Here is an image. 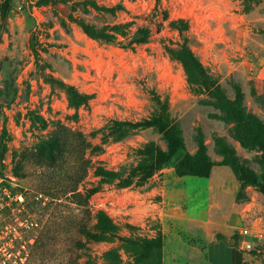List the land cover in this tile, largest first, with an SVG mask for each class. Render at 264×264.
Instances as JSON below:
<instances>
[{
    "label": "rangeland",
    "instance_id": "374dc122",
    "mask_svg": "<svg viewBox=\"0 0 264 264\" xmlns=\"http://www.w3.org/2000/svg\"><path fill=\"white\" fill-rule=\"evenodd\" d=\"M64 1L0 0V174L27 188L37 221L36 232H23V264H214L206 248L215 242L236 264H264V195L240 179L253 174L264 183V146L252 126L264 129V0ZM116 25L131 33L142 27L149 37L129 47L105 41L106 26ZM184 43L231 101L240 89L233 112H222L201 78L189 77L171 55ZM157 98L183 141L171 155L155 128L133 125L158 110ZM200 141L208 177L182 175L179 160ZM148 144L165 153L158 170L149 167ZM71 161L73 173L83 174L76 187L90 211L78 221L96 233L101 211L117 226L101 241L66 220ZM99 169L129 174L130 183L103 182ZM145 171L152 175L137 185ZM47 176L62 186L56 199L43 186ZM116 236L159 238L160 247L132 256L137 249Z\"/></svg>",
    "mask_w": 264,
    "mask_h": 264
},
{
    "label": "trees",
    "instance_id": "16d2710c",
    "mask_svg": "<svg viewBox=\"0 0 264 264\" xmlns=\"http://www.w3.org/2000/svg\"><path fill=\"white\" fill-rule=\"evenodd\" d=\"M52 5H56L58 3H65L64 0H51ZM7 3V2H6ZM81 2H73L71 7L80 5ZM114 11V8H107L105 10L106 13H111ZM74 21L78 22V25L85 31L90 33L91 35H95L94 30L91 27H88L82 20L78 18H73ZM108 28V33L104 35V40L108 42H112L121 47H129L133 43H142L146 42L148 39V31L142 27L136 28L134 32L126 31L125 29H121V26H106ZM177 29L180 32L187 31V25L183 20L177 21ZM121 37L125 38L124 40ZM171 55L178 60L184 67L186 74L189 77H197L201 78L200 84L203 86L204 91L209 95L214 102L218 105V107L222 110V112H233V108H236V102L241 100V92L240 89H236V99L231 101L224 91L220 88L218 82L214 80L211 76L207 75L204 72L203 66L196 60L190 48L184 43L180 45L178 48L170 49ZM158 110L151 115L149 118L142 120L141 122L134 123L133 125L138 127H152L155 128L160 134H162L163 139L166 143L167 153L169 155L176 153L179 149L183 147V141L180 135V130L174 120H172L168 113V108L165 102H162L159 98L156 99ZM253 128L258 133L259 142L262 146H264V129L262 126L256 121L252 122ZM74 135H80L74 133ZM218 143H221V140H217ZM88 148L90 145L86 140L82 141ZM222 149L225 148L224 144H221ZM152 144L145 145V149L151 150L150 156L147 160L151 161L149 167L151 170H158L160 165L164 164L167 159L165 157V153L161 152L157 148H151ZM85 164H89V160H84ZM211 162L206 154V149L203 143L200 141L198 143V149L194 155H186L182 157L178 162V169L182 175H190L197 177H208L210 170ZM69 170H67L66 175V185L69 187L66 194H69V202L72 204V210L69 216H66V220L70 224L71 230H75L78 226V230L85 233L86 236L92 237L95 241H101L104 238V235H113L115 230H117L116 224L112 221L110 217L104 214L101 211L95 213V223L93 225L94 229H96V233L87 232V223L79 222V215L90 216V211L88 209V204L86 203L87 195L78 191L76 187L77 184L83 179V174L76 175L73 173L74 171V163L73 161L69 164ZM131 170V169H129ZM100 175L104 177L103 182L108 184H113L112 181L114 179H118L115 185H128L130 183V175L125 174L123 176L115 177L116 174L105 171L103 169H99ZM151 172H142L141 176L137 179V185H143L150 176ZM45 176V175H43ZM240 179L246 181L253 187H256L263 195H264V183L259 182L253 174H244L240 176ZM43 182L44 188L51 195V199H56V196L59 192L62 191V186H59V180H54L53 176H50L46 179H41ZM65 194V195H66ZM85 200V201H84ZM126 228H131L129 225H125ZM120 241L126 242L130 244L133 248L137 250L133 251L132 256L139 253H147L149 248L147 246H155L156 249L160 247L158 244L159 238H155L152 240H147L145 238L138 239H130L124 238L121 236H116ZM76 244L79 247H84L85 245L80 242V240H76L73 238V244ZM111 251L108 252V254ZM134 260H137V258ZM78 264V263H76ZM84 264H126L121 260L115 259L113 261H104V262H93L90 258H87Z\"/></svg>",
    "mask_w": 264,
    "mask_h": 264
},
{
    "label": "built area",
    "instance_id": "2783aa9c",
    "mask_svg": "<svg viewBox=\"0 0 264 264\" xmlns=\"http://www.w3.org/2000/svg\"><path fill=\"white\" fill-rule=\"evenodd\" d=\"M26 191L27 188L16 180L0 174V264H23L28 257L27 253H23V232H36L37 221L33 218L32 202L42 194L37 193L30 202L25 196ZM242 233L246 235L248 230L244 229ZM33 240L30 237L28 241Z\"/></svg>",
    "mask_w": 264,
    "mask_h": 264
},
{
    "label": "crops",
    "instance_id": "0c3cea01",
    "mask_svg": "<svg viewBox=\"0 0 264 264\" xmlns=\"http://www.w3.org/2000/svg\"><path fill=\"white\" fill-rule=\"evenodd\" d=\"M222 243H211L206 248V253L213 261L214 264H236L235 260L230 257V252ZM235 257L240 258V254L237 253Z\"/></svg>",
    "mask_w": 264,
    "mask_h": 264
}]
</instances>
